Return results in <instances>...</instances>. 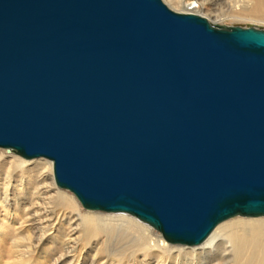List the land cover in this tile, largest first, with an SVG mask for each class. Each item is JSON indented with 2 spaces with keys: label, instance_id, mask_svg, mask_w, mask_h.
<instances>
[{
  "label": "water",
  "instance_id": "water-1",
  "mask_svg": "<svg viewBox=\"0 0 264 264\" xmlns=\"http://www.w3.org/2000/svg\"><path fill=\"white\" fill-rule=\"evenodd\" d=\"M0 149L172 245L264 217V28L163 0H0Z\"/></svg>",
  "mask_w": 264,
  "mask_h": 264
},
{
  "label": "bare ground",
  "instance_id": "bare-ground-1",
  "mask_svg": "<svg viewBox=\"0 0 264 264\" xmlns=\"http://www.w3.org/2000/svg\"><path fill=\"white\" fill-rule=\"evenodd\" d=\"M163 1L176 12L193 13L203 17L214 15L216 19H241L264 23V0H234L231 9L225 13L207 7L209 0ZM12 154L7 150L0 152V241H4L5 237L9 238L12 248L16 247L18 252L27 255L28 258L35 253L44 259L51 257L47 247L44 249L42 245L49 241V245L53 247L56 238H49L47 235L45 237L46 233L41 228L42 233L39 234L40 237L38 236L37 245H34L36 240L31 237L34 234L31 230L26 231L25 226L30 216L22 209L19 211L21 214H18L20 201H13L15 197L10 198V192L18 188L26 192L29 191L27 186H30L33 192L32 199L28 198L31 207L39 205L42 199L52 206L51 209L49 207V209H40L45 214V219L42 218V223L39 222L40 225L45 226L44 230L48 231L52 228L54 231L57 226L62 230L66 223L70 226L75 219L79 223L77 228L83 235H79L76 241L71 240V236H66L67 239L63 240V246L60 247L62 257L68 258L69 264H86V257L83 256L85 248L87 246L97 248L103 239L122 242L113 243L115 245L106 251L107 258L103 262H97L94 257L91 264H126L128 259L129 261L134 259L137 254L151 257L155 264H264V217H246L247 219L235 217L227 220L219 224L210 237L199 246L172 245L167 243L158 231L131 215L82 211L80 208L82 205L73 193L70 195L66 193L67 190L64 192L58 187L56 189L51 161H44L45 159L25 161L26 159L23 160ZM14 205L17 206L15 209H13ZM21 239L24 240L18 245L16 242ZM127 240L133 243L130 248L123 247V243ZM130 250L133 251L127 253ZM15 264L27 263L18 260Z\"/></svg>",
  "mask_w": 264,
  "mask_h": 264
},
{
  "label": "rangeland",
  "instance_id": "rangeland-1",
  "mask_svg": "<svg viewBox=\"0 0 264 264\" xmlns=\"http://www.w3.org/2000/svg\"><path fill=\"white\" fill-rule=\"evenodd\" d=\"M187 1L193 2V0H187ZM209 1H210V3H209V6H207V7H209V8L211 7L212 9H214L216 11L224 12L225 13V12H227V11H229L231 9V6H233V1L234 0H209ZM206 17H207V19L210 22L216 23V24H219V25H224V26H243V27H247L248 25H255V26H260V27H263L264 28V23H259V22H255V21H252L251 22L249 20H241V19L240 20H237V19L236 20L216 19L214 15H211V16L207 15ZM1 151L2 152L3 151L5 152L6 150L0 149V152ZM12 155H14V154H12ZM23 160H25V159H23ZM39 160H31V161H39ZM41 160H44V159H41ZM25 161H28V160H25ZM44 161L50 162L47 159H45ZM4 174H5V172H4ZM15 186H16V184H15ZM27 188L29 189V191H26V192L25 191H21L20 188H18L17 190H14L12 192H10V198L15 197V199L13 198L14 199L13 201H20L19 208H18V214H21V212H19V211L22 209L23 212L26 211L25 213L30 216V218L28 217L29 219L27 221L28 222L27 223L28 225L26 224L25 228H26V231L27 230H31V232L34 234V235L32 234L33 236H31V237H34V240H36V241H34L35 242L34 245H37L36 242L38 241V238L40 237V235L42 233L41 230H43L44 233H46L45 234V237H46V235L49 238L56 237L54 239V245H53V247L49 245V243H48L49 241L46 242L44 245H42V247H44V249H45V247H47V249H48L47 252L49 253V255H51V257H49L50 259L49 258L44 259V258H41L38 253H35V254H32L28 258L27 255H23L22 253L18 252L17 249H16V247L13 246L14 248H12V243L10 242L9 238L6 239V237H5V238H3L4 241H0V264H15V261H18V260H22L23 262L25 261L27 264H40V263L41 264H69L68 258H66L65 256L62 257V253H61L62 248H60V247L63 246V244H62L63 240L67 239L66 236H71V240L76 241L77 240V237H79V235H83V234H81V230L79 228H77V225L79 224L77 222V219H75L74 221H72L71 225L73 227L71 225L70 226H67L68 223H66V221H65L64 223H66V226H65V228L63 227L62 230L59 228L60 226H57L54 231H52V228L48 229V231L47 230H44L43 228L45 226L40 225V223H42V220L45 219V214H43L44 213L43 210L45 208H47V209L50 208L51 209L52 206L51 205H48V203H47L48 201H44V199H42V200H40L41 202H39V205H37L38 207L37 206L31 207V205L29 204V199H32V197H33L32 196V193L33 192L31 191L32 187L27 186ZM56 189H57V186H56ZM65 191L66 190H64V192ZM22 193H23V195H21ZM66 193L67 194H70V195H73L69 191H66ZM42 204H46V205H42ZM16 207L17 206L14 205V208L13 209H15ZM26 208L28 210H25ZM37 208H39V209H37ZM80 208L82 209V211L87 212L82 207H80ZM40 209H43V210L40 211ZM48 214H50V213H48ZM101 214H104V213H101ZM35 215H36V217H35ZM243 219H247V218L244 217ZM39 220H41V221H39ZM75 222H77V223L75 224ZM28 227H30V228H28ZM73 229H74V231H73ZM58 230H60V231H58ZM75 230H76V232H75ZM66 231H67L68 234L66 233ZM77 231H79L80 233L77 232ZM58 232H59V234H58ZM73 232H75V233H73ZM7 233L10 234L11 232L9 231ZM35 234H36V236H35ZM12 235H14V234H12ZM6 240L8 242H10V243H8ZM23 240L24 239H21V240L17 241L16 243L18 245H20V243H22ZM103 241H106V242L103 243ZM116 241H120V240H116ZM116 241H114V239L109 240V241L106 240V239H103V240H101L99 242V245H98L97 248H94L93 246H90V247L87 246L86 247L87 249L85 248V250L83 252V256L86 257V264H91V262L93 261V258L94 257H96V261L97 262H100V261L103 262L107 258L106 251L109 248H111L112 246H114L116 244ZM114 242H115V244L113 245ZM120 242H122V241H120ZM132 245H133V243L131 241H128V240L123 243V247H126V248H130ZM70 246H71V244H70ZM14 249H16V250H14ZM58 249H61V250H58ZM132 251L133 250H130L127 253L132 252ZM59 253H61V254H59ZM64 253H65V251H63V254ZM42 259H44V260H42ZM126 264H155V262H154V260L151 257H145L144 254H137L134 259H132L130 261L128 259V263H126Z\"/></svg>",
  "mask_w": 264,
  "mask_h": 264
}]
</instances>
